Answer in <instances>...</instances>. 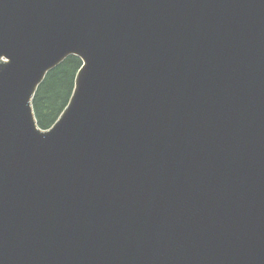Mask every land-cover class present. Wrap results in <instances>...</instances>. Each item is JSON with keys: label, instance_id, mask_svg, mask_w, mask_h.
Returning a JSON list of instances; mask_svg holds the SVG:
<instances>
[{"label": "water", "instance_id": "water-1", "mask_svg": "<svg viewBox=\"0 0 264 264\" xmlns=\"http://www.w3.org/2000/svg\"><path fill=\"white\" fill-rule=\"evenodd\" d=\"M0 264H264V0H0Z\"/></svg>", "mask_w": 264, "mask_h": 264}, {"label": "trees", "instance_id": "trees-1", "mask_svg": "<svg viewBox=\"0 0 264 264\" xmlns=\"http://www.w3.org/2000/svg\"><path fill=\"white\" fill-rule=\"evenodd\" d=\"M80 66L81 61L77 57L67 58L47 75L38 88L33 100V108L41 129L50 128L66 107Z\"/></svg>", "mask_w": 264, "mask_h": 264}]
</instances>
